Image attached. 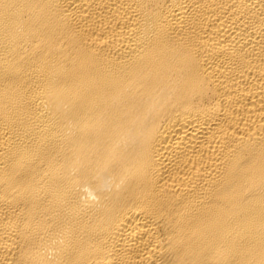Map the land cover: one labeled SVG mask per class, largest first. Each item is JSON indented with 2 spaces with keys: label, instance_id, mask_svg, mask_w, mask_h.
Here are the masks:
<instances>
[{
  "label": "bare ground",
  "instance_id": "1",
  "mask_svg": "<svg viewBox=\"0 0 264 264\" xmlns=\"http://www.w3.org/2000/svg\"><path fill=\"white\" fill-rule=\"evenodd\" d=\"M0 264H264V0H0Z\"/></svg>",
  "mask_w": 264,
  "mask_h": 264
}]
</instances>
